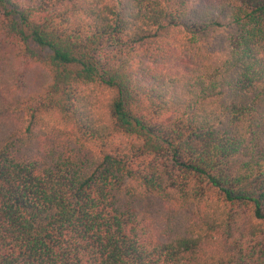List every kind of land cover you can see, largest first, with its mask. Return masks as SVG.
Segmentation results:
<instances>
[{"label": "trees", "instance_id": "1", "mask_svg": "<svg viewBox=\"0 0 264 264\" xmlns=\"http://www.w3.org/2000/svg\"><path fill=\"white\" fill-rule=\"evenodd\" d=\"M0 264H264V0H0Z\"/></svg>", "mask_w": 264, "mask_h": 264}]
</instances>
